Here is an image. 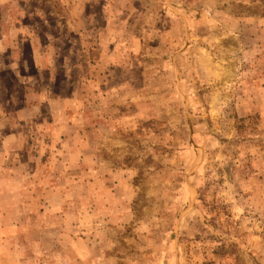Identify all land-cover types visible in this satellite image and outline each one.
<instances>
[{"label":"rangeland","instance_id":"rangeland-1","mask_svg":"<svg viewBox=\"0 0 264 264\" xmlns=\"http://www.w3.org/2000/svg\"><path fill=\"white\" fill-rule=\"evenodd\" d=\"M0 264H264V0H0Z\"/></svg>","mask_w":264,"mask_h":264},{"label":"crops","instance_id":"crops-1","mask_svg":"<svg viewBox=\"0 0 264 264\" xmlns=\"http://www.w3.org/2000/svg\"><path fill=\"white\" fill-rule=\"evenodd\" d=\"M53 19V20H52ZM51 19V23L50 22H48L49 23V25L50 26H58L57 24H60L62 27H68L69 26V24H71L67 19H66V17L63 15V14H55V17L54 18H52ZM23 23H24V21H23ZM42 23V22H41ZM41 23H38L37 25H35V23H33V21L32 22H30V23H24V25L25 24H27L28 25V27H30V29H34V27L35 26H39V25H41ZM52 24V25H51ZM72 25V24H71ZM69 28V27H68ZM67 28V29H68ZM69 30H71L72 31V28L70 29L69 28ZM62 37L63 36H56V37H51V40H52V43L53 44H55V47H58L59 45H57V44H59V43H63L62 41L63 40H65V39H62ZM64 38V37H63ZM54 40H56V42L57 43H55V41ZM70 40H73V39H69L68 38V40H67V42L65 43V46H67V48H75V46L70 42ZM78 46V45H77ZM77 55L79 56V53H81L80 52V48H79V46L77 47ZM58 55H60L62 58H67V56H65L64 55V50L62 49V51L61 50H59V52H58ZM68 55H69V50H68ZM54 57H57V55H54L53 56V62H54ZM55 60H56V62L58 61L57 60V58H55ZM83 61V60H82ZM82 61H81V63H82ZM37 66H39V65H36V67ZM68 78H69V76H67ZM80 77V75H78V78ZM80 79V78H79ZM81 80H83L82 78H81ZM77 90H78V88H77ZM39 91V89L37 88V90H36V92H38ZM81 91H79V93H80ZM50 93V92H49ZM49 93H47V96H49ZM54 93H56V92H54L53 90L51 91V96L54 94ZM65 99H66V96H65V98H64V101H65ZM48 100V102H46V105H47V108H50V106H52L53 104H52V102H53V100L52 99H47ZM71 103H74V104H76V100L74 99V98H72L71 99V102H70V104ZM70 108V107H69ZM67 110H68V105L66 104V103H63V107H61L60 109H58V116H59V114H62V117L64 116V119H65V117H66V114H67ZM74 110V109H73ZM53 112H54V108H53ZM55 113V112H54ZM54 115L55 114H53L52 113V116L54 117ZM57 117V114L55 115V117L54 118H56ZM62 117L57 121V120H54L53 118L51 119V121L53 120V128L54 127H58V126H65V122L66 121H61V119H62Z\"/></svg>","mask_w":264,"mask_h":264},{"label":"trees","instance_id":"trees-1","mask_svg":"<svg viewBox=\"0 0 264 264\" xmlns=\"http://www.w3.org/2000/svg\"><path fill=\"white\" fill-rule=\"evenodd\" d=\"M23 20H24V22H28V23L32 22V20H31V19H28V18H24ZM29 20H30V21H29ZM48 22L51 23V20H50V21H47L46 23H43V22H42L41 24H45V25H47V26H50ZM53 31H54L53 29L50 30L51 34H52ZM61 79H63V77H61ZM57 81H58V79H57Z\"/></svg>","mask_w":264,"mask_h":264}]
</instances>
